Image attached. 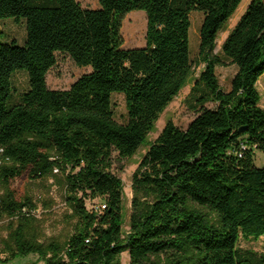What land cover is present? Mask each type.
Segmentation results:
<instances>
[{
  "label": "trees",
  "instance_id": "16d2710c",
  "mask_svg": "<svg viewBox=\"0 0 264 264\" xmlns=\"http://www.w3.org/2000/svg\"><path fill=\"white\" fill-rule=\"evenodd\" d=\"M242 2L99 0L98 9H88L78 0H0V22L24 20L27 30L24 45L7 43L0 25V185L7 190L0 219L20 223L5 250L10 259L38 254L44 264H121L129 252L130 264H264V255L239 248L242 237H264V168L254 157L255 147L264 154V0L252 1L216 54ZM135 11L147 17L146 47L124 49L123 21ZM195 11L204 15V70L187 102L198 115L185 130L169 122L151 144L133 177L125 234L114 155L130 159L148 143L192 76ZM57 53L92 72L69 90H51ZM228 64L238 73L225 91L217 68ZM17 71L28 75L29 89L14 102ZM115 94L125 97L123 124L114 115ZM242 143L249 148L237 155ZM55 170L65 175L66 202L79 222L67 243L44 246L26 234L33 204L11 187ZM96 199L106 204L103 213L88 211L87 200Z\"/></svg>",
  "mask_w": 264,
  "mask_h": 264
},
{
  "label": "rangeland",
  "instance_id": "374dc122",
  "mask_svg": "<svg viewBox=\"0 0 264 264\" xmlns=\"http://www.w3.org/2000/svg\"><path fill=\"white\" fill-rule=\"evenodd\" d=\"M253 0H243L237 13L231 18L226 31L219 35L216 54L221 55V48L231 31L235 28L241 17L247 11ZM84 8L98 9L99 0H78ZM204 15L195 11L191 14L190 45L194 64L193 74L189 78L186 86L180 94L162 113L155 130L150 134L148 143L142 147L138 153L130 159H121L117 154L114 155V165L112 172L118 176L124 185V231H130V218L133 210V200L135 197L132 189L133 177L138 171L140 163L148 153L150 146L154 143L169 122L185 130L197 117L198 112L192 108L193 102L189 104L188 98L196 80L199 79L204 66L199 64V49L201 44L200 31L203 24ZM3 39L2 41L11 43L13 41L20 45L25 44L27 30L24 20H4L0 22ZM131 27L134 30H131ZM124 39V49H137L146 47L147 17L143 11L129 13L124 21L122 28ZM57 64L47 76V85L51 90L66 91L78 81L82 76L92 72L91 68H80L66 54L57 53ZM238 73V68L233 65L219 66L217 75L222 89L230 91L232 80ZM15 94L13 101L17 102L19 96L29 89L28 75L23 71H17L12 78ZM261 94V107L264 109V76L258 83ZM114 115L119 123H126L128 119L125 97L122 94L113 96ZM209 109H215V104H208ZM255 164L258 168H264V154L258 150L254 152ZM11 189L19 199L29 200L34 208L30 212V225L26 228L28 238H34L38 243L48 246L51 243L65 244L75 234L78 226V218L73 209L66 202L65 175L59 170L43 181L24 180L17 182ZM7 194V190L0 185V200ZM102 204V199L87 200L88 211H92ZM28 214V213H27ZM212 219L216 221V216L211 213ZM17 218L3 217L0 219V264H44L38 254L19 256L10 259V255L5 252L13 245V235L16 232L19 222ZM239 248L242 251H250L258 255H264V237L259 239L244 237L241 238ZM121 264H130L129 252L123 253L120 259Z\"/></svg>",
  "mask_w": 264,
  "mask_h": 264
},
{
  "label": "built area",
  "instance_id": "2783aa9c",
  "mask_svg": "<svg viewBox=\"0 0 264 264\" xmlns=\"http://www.w3.org/2000/svg\"><path fill=\"white\" fill-rule=\"evenodd\" d=\"M249 148V146L245 143H242L241 144V150L236 154L239 155V154H242V151L243 150H247ZM254 150H256V147L254 148ZM106 204L102 203L101 205H99L97 208H95L94 210L97 212V213H103L104 210H106ZM26 213V211H24Z\"/></svg>",
  "mask_w": 264,
  "mask_h": 264
},
{
  "label": "water",
  "instance_id": "95a60500",
  "mask_svg": "<svg viewBox=\"0 0 264 264\" xmlns=\"http://www.w3.org/2000/svg\"><path fill=\"white\" fill-rule=\"evenodd\" d=\"M245 130H246L245 128L241 129V131H240L241 134L245 133Z\"/></svg>",
  "mask_w": 264,
  "mask_h": 264
}]
</instances>
